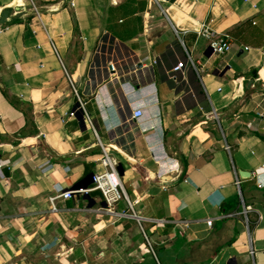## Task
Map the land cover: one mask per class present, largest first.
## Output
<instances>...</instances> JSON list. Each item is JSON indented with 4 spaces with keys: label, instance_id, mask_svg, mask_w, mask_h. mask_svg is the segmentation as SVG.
<instances>
[{
    "label": "crops",
    "instance_id": "0c3cea01",
    "mask_svg": "<svg viewBox=\"0 0 264 264\" xmlns=\"http://www.w3.org/2000/svg\"><path fill=\"white\" fill-rule=\"evenodd\" d=\"M4 9L0 264H264V0ZM201 23L231 52H209ZM187 55L196 69L175 85L165 71ZM72 86L98 139L82 112L68 116ZM102 147L129 203L107 212L99 190L51 201L90 186Z\"/></svg>",
    "mask_w": 264,
    "mask_h": 264
},
{
    "label": "built area",
    "instance_id": "2783aa9c",
    "mask_svg": "<svg viewBox=\"0 0 264 264\" xmlns=\"http://www.w3.org/2000/svg\"><path fill=\"white\" fill-rule=\"evenodd\" d=\"M196 33L198 36L206 39L209 42V48L211 49L212 54L216 56H223L231 52V37L228 34L216 33L212 29H210L207 24L204 23L200 24V27L196 31ZM244 48L247 49V47ZM191 68L196 69V65L191 57L187 55L186 58L177 61L175 65L166 70L165 75L175 85H178L180 80L184 78L186 70ZM217 90H220V87H218ZM72 91L75 97L76 104L74 108L69 111L68 116H74L77 112H82L84 120L90 126L93 133L97 137L93 121L90 118V115L84 111V103L78 96V93L73 86ZM141 114L142 112L140 109L133 110L130 115V120H135L136 118L140 117ZM211 117H217L214 110L211 113ZM223 148L227 152H230V146L228 144H225ZM98 162L104 168V171L93 173L90 175V186L86 188L78 187L75 189L62 190L57 195L50 197V200L53 201L56 198L68 199L71 198L74 193L86 194L92 190H99L105 203L104 210L107 212L112 211L113 204L118 200L124 199L127 203H129L123 189V182L121 178L122 175H120L117 169L119 163L116 158L112 156L104 147H102V152L98 159ZM235 183L238 184V180H236ZM51 210H55V207L51 206ZM249 211H251L250 206H243L242 214L245 215V217L247 212ZM121 215H124V213H121ZM212 221V218L206 219V225L208 228L212 226Z\"/></svg>",
    "mask_w": 264,
    "mask_h": 264
},
{
    "label": "water",
    "instance_id": "95a60500",
    "mask_svg": "<svg viewBox=\"0 0 264 264\" xmlns=\"http://www.w3.org/2000/svg\"><path fill=\"white\" fill-rule=\"evenodd\" d=\"M9 14V10L8 9H4L1 13H0V24H3L5 22V19L6 17L8 16ZM209 49V52H211V49L208 47ZM120 175L122 174L123 172V167L121 164H118V167H117Z\"/></svg>",
    "mask_w": 264,
    "mask_h": 264
}]
</instances>
